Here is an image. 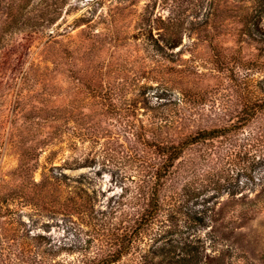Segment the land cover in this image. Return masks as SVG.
Returning <instances> with one entry per match:
<instances>
[{
    "label": "rangeland",
    "instance_id": "1",
    "mask_svg": "<svg viewBox=\"0 0 264 264\" xmlns=\"http://www.w3.org/2000/svg\"><path fill=\"white\" fill-rule=\"evenodd\" d=\"M257 98L264 0H0V264L112 257L150 209L155 143ZM247 130L186 148L111 264H264Z\"/></svg>",
    "mask_w": 264,
    "mask_h": 264
},
{
    "label": "trees",
    "instance_id": "2",
    "mask_svg": "<svg viewBox=\"0 0 264 264\" xmlns=\"http://www.w3.org/2000/svg\"><path fill=\"white\" fill-rule=\"evenodd\" d=\"M62 7L57 6L55 11L57 15L61 11ZM55 17L48 19L53 21ZM14 21H17L16 18ZM13 24H17L14 22ZM170 47L173 48L176 44H171ZM249 127V130L246 131V149L249 159V176L253 184H258L257 180L253 177L254 173L262 169L264 172V98H257L251 101H248L245 108L242 110V115L239 117L237 123H234L233 126H223L213 129H203L195 134H190L180 141H169L162 143H155V146L161 156L164 158L163 165L158 169L156 175V181L154 183L155 187L153 188L152 197L149 201L150 209H146V213L143 214L142 219L140 220V225L135 228L131 236L126 237L124 242L121 244V249L112 257L98 261L92 264H111L115 261H118L123 256L128 253L129 248L131 247L133 240L135 238L139 239L141 235L140 231L143 226L150 223V221L158 214L160 209V197H159V187L160 182L163 177L167 176L171 172V169L174 167L175 162L178 161L185 149L199 144L201 142L213 141L225 136H228L233 131L246 130ZM261 183L264 182V179L260 180ZM164 184L162 183L161 186ZM253 190V188H252ZM139 220V219H138ZM170 247V248H169ZM177 246H168V243H164L161 246L163 252L168 255L172 251L176 252ZM185 259H180L179 262L184 264ZM52 264H65L61 262H56Z\"/></svg>",
    "mask_w": 264,
    "mask_h": 264
}]
</instances>
